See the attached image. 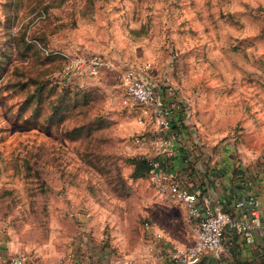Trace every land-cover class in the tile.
Wrapping results in <instances>:
<instances>
[{
	"label": "rangeland",
	"instance_id": "rangeland-1",
	"mask_svg": "<svg viewBox=\"0 0 264 264\" xmlns=\"http://www.w3.org/2000/svg\"><path fill=\"white\" fill-rule=\"evenodd\" d=\"M91 53L149 63L194 129L177 147L264 188V0H0L1 251L135 258L144 220L174 202L133 175L134 157L156 156L134 142L153 125L122 103L118 71H63Z\"/></svg>",
	"mask_w": 264,
	"mask_h": 264
},
{
	"label": "built area",
	"instance_id": "built-area-1",
	"mask_svg": "<svg viewBox=\"0 0 264 264\" xmlns=\"http://www.w3.org/2000/svg\"><path fill=\"white\" fill-rule=\"evenodd\" d=\"M105 67L118 71L122 103L137 112V121L140 124L153 125L148 136L140 134L134 138L138 146L145 148L150 145L156 154L152 158L146 156L150 164L148 173L168 199L184 208L192 243L185 247H179L174 243L170 245L168 250L170 258L182 264L196 263L206 252L215 251L222 246L228 229L239 233L246 243L254 241L255 231L264 237V201L259 198L258 190L261 188L257 186L252 176L245 173L244 176H240L244 181V191L234 202L235 208L240 211L239 215H235L228 210L215 211L211 207L201 205L198 192L191 189L181 176H177V170L169 168V161L162 165L156 159L158 156L167 159L176 154V135L170 136L167 132L171 128V109L179 105H176L178 103H175L174 98L167 99L163 96L159 88L149 81L147 73L149 63L128 65L118 70L117 63L100 54L91 53L72 57L65 64L63 71L66 74H80L84 71L97 73ZM153 228L151 220L145 219L140 228L141 238L146 239L147 234L151 232L155 237L162 238L161 233ZM69 258H73L71 251L64 255L58 264H67L66 260ZM28 261L25 254L16 252L7 258L6 263L27 264ZM123 263L134 264L130 257L123 259Z\"/></svg>",
	"mask_w": 264,
	"mask_h": 264
},
{
	"label": "crops",
	"instance_id": "crops-1",
	"mask_svg": "<svg viewBox=\"0 0 264 264\" xmlns=\"http://www.w3.org/2000/svg\"><path fill=\"white\" fill-rule=\"evenodd\" d=\"M149 81L157 86L152 79H149ZM157 87L163 96L167 99H172L167 94L164 95L159 85ZM252 97L253 94L244 98L250 100ZM178 110L180 108L176 106L171 109V119L175 123L180 122L186 125L184 121H187L188 117L184 119L186 116L183 113L181 120H178L180 117ZM181 124H179L180 131L173 133L176 135V141L188 138V136L195 137L192 135L194 134L192 127L184 128L183 125L180 126ZM188 132L189 135H187ZM187 142V149L176 147V154L168 158L169 162L180 173L183 181L191 189L198 192V199L201 205L211 207L215 211L228 210L235 215H239L240 211L235 208L234 202L238 196L243 194L244 181L235 179V174L232 173V170L230 171V169L226 168L229 167V159L221 160L220 162L218 160V162H213L210 165L200 163V160L197 161L192 158L194 153H196V150L193 149L196 145L193 146V141L191 143L190 139ZM203 154L202 152L201 157ZM245 174L248 175L247 173ZM258 195L264 201L263 188L258 190ZM161 206L160 215H154L151 222L153 229L160 232L162 238L155 237L152 232L147 234L146 239L141 238L144 243L142 249L139 250L140 253L136 255V259L130 257L133 259L134 264H182L170 258L168 254L169 247L173 243L179 247L192 243L189 223L187 221L183 223L181 220V216L185 213L182 205L168 201L163 202ZM254 238L252 243H246L239 233L228 229L223 244L219 249L206 252L198 262L192 264H264V237L258 231H255ZM69 251L71 249L67 252ZM82 252L81 254L79 251L72 252L73 258L67 259V264H124L121 260L105 258L104 251L99 250L95 245L88 250H82ZM11 254L0 249V264H7L6 260ZM29 262L27 264H31Z\"/></svg>",
	"mask_w": 264,
	"mask_h": 264
},
{
	"label": "trees",
	"instance_id": "trees-1",
	"mask_svg": "<svg viewBox=\"0 0 264 264\" xmlns=\"http://www.w3.org/2000/svg\"><path fill=\"white\" fill-rule=\"evenodd\" d=\"M178 114L180 115L178 120H181V115L183 114V112L181 110H178ZM179 124H181V123L180 122L175 123L174 120H171V128H170V130L173 131V132L180 131L179 130ZM182 125L183 124H181L180 126H182ZM156 159H158L162 165H164L165 162H167V160L169 161L168 158L166 159L165 157H162V156H158V157H156ZM133 163L135 165L134 171H133V175L134 176H140V175L145 176L148 173V171L150 169V164H149V160H148V158L146 156L140 155V156L134 157ZM169 168L175 169L172 166L171 162H169ZM234 174H235V179L237 178L240 181L242 180V179H240V176H244V173L241 172V171H237Z\"/></svg>",
	"mask_w": 264,
	"mask_h": 264
}]
</instances>
